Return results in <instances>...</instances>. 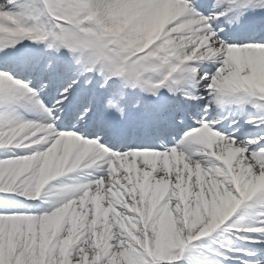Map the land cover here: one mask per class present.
Here are the masks:
<instances>
[{
  "label": "snow or ice",
  "instance_id": "1",
  "mask_svg": "<svg viewBox=\"0 0 264 264\" xmlns=\"http://www.w3.org/2000/svg\"><path fill=\"white\" fill-rule=\"evenodd\" d=\"M0 264H264V0H0Z\"/></svg>",
  "mask_w": 264,
  "mask_h": 264
}]
</instances>
